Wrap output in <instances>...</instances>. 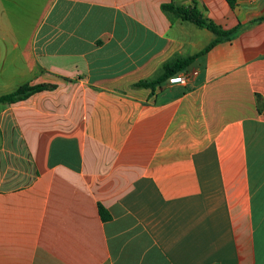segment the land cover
Here are the masks:
<instances>
[{"label": "crops", "instance_id": "crops-1", "mask_svg": "<svg viewBox=\"0 0 264 264\" xmlns=\"http://www.w3.org/2000/svg\"><path fill=\"white\" fill-rule=\"evenodd\" d=\"M166 4L238 31L136 87L215 38ZM41 84L0 105V264H264V0H0V96Z\"/></svg>", "mask_w": 264, "mask_h": 264}, {"label": "trees", "instance_id": "trees-1", "mask_svg": "<svg viewBox=\"0 0 264 264\" xmlns=\"http://www.w3.org/2000/svg\"><path fill=\"white\" fill-rule=\"evenodd\" d=\"M225 1L230 8H233L236 2V0H225ZM161 10L164 12L172 13L175 16L179 17L180 19L184 21H188L196 25L197 27L205 28L209 30L215 35V38L205 49H203L198 54L184 60H175L170 65H167L165 67L163 75L157 80L151 82L141 81L135 85L136 87L152 88L154 85H157L162 81H166L169 77L177 75L178 73L186 69L187 66L191 64L197 57L204 55L206 52H208L213 46H215L218 43H221L222 41L229 40L230 37L236 34L239 28L237 27L227 31L222 30L220 27L216 26L212 22L204 19L202 15L195 8L178 7L172 4H166L161 6ZM50 88H52V86L43 85V84L35 85V86L23 85L18 89H16L14 92L0 96V105L16 104L18 102L26 100L27 98H29L30 96L36 93L42 92L44 90H48ZM98 213L103 221L109 218L108 213L101 206H98Z\"/></svg>", "mask_w": 264, "mask_h": 264}, {"label": "built area", "instance_id": "built-area-1", "mask_svg": "<svg viewBox=\"0 0 264 264\" xmlns=\"http://www.w3.org/2000/svg\"><path fill=\"white\" fill-rule=\"evenodd\" d=\"M194 75H196L195 71L180 73V74L169 77L167 79V84H169V85L183 84L188 79L193 77Z\"/></svg>", "mask_w": 264, "mask_h": 264}]
</instances>
